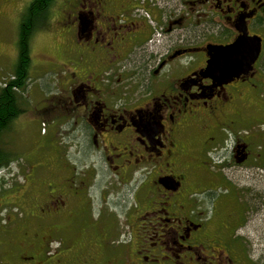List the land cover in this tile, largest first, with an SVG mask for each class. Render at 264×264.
<instances>
[{
    "label": "flooded vegetation",
    "instance_id": "flooded-vegetation-1",
    "mask_svg": "<svg viewBox=\"0 0 264 264\" xmlns=\"http://www.w3.org/2000/svg\"><path fill=\"white\" fill-rule=\"evenodd\" d=\"M62 20L63 61L41 62L63 64L69 81L31 112L68 125L90 163L44 159L22 194L27 212L10 221L20 242L5 264H264L250 229L264 239V0H71ZM244 36L260 56L228 77L221 50ZM98 166L111 182L96 211ZM131 185L132 205L107 202ZM74 222L87 232L77 244Z\"/></svg>",
    "mask_w": 264,
    "mask_h": 264
},
{
    "label": "rangeland",
    "instance_id": "rangeland-1",
    "mask_svg": "<svg viewBox=\"0 0 264 264\" xmlns=\"http://www.w3.org/2000/svg\"><path fill=\"white\" fill-rule=\"evenodd\" d=\"M71 0H56L47 15L37 20L42 28L37 29L31 41L32 68L29 73L27 88L23 91V98L27 102L25 109L28 110L23 116H17L7 132L0 140V151L5 153L0 157V161H5L0 167V264H5L13 260V254L17 250L15 244L20 242V235L10 236L12 229L16 226L11 219L18 217L22 212L26 213L28 206L22 203L24 196L29 188L31 177L41 178L46 174V157H59L63 163L69 162L77 171L83 172L85 166L89 165L88 160H83L78 156L79 149L69 138L68 125L61 122L52 123L43 118L40 113L32 114L34 107H41L49 104L45 100L53 97H60L64 94V84L69 81L70 73L62 65L45 66L42 64L44 56L50 54L56 61H63L59 50L64 42L61 40V29L63 14L66 11L67 4ZM34 3V0H0V93L5 84L13 79L18 60V41L20 37L23 20L28 13V8ZM36 21V22H37ZM76 62V61H75ZM71 63V62H69ZM77 63V62H76ZM69 64L71 68H77L78 63ZM48 69H50L48 71ZM48 71V72H47ZM19 96L20 93L18 94ZM17 95V96H18ZM60 154V155H59ZM59 155V156H58ZM3 157V158H2ZM62 163V164H63ZM98 174L91 180L92 197L95 203V210L98 211V204L101 201V189L110 186L111 179L103 173L101 168H97ZM97 173V172H96ZM234 176V175H233ZM237 178V177H236ZM240 180L243 185L253 184L254 176L248 177L240 174ZM134 186L124 189L118 188L109 191L107 202L116 205H122L123 195H126L125 205L133 204ZM106 191V190H104ZM113 207V206H112ZM120 239L127 238L128 225L121 218ZM26 223L22 221L20 227L26 228ZM73 231H70V237L77 243L81 237L86 235V231L79 223L69 225ZM261 225L257 222L250 224L252 229V241L255 242L254 250L256 258L264 257V239L256 234L257 228ZM70 229V230H71ZM17 230V229H15ZM27 255L31 254L26 250Z\"/></svg>",
    "mask_w": 264,
    "mask_h": 264
},
{
    "label": "trees",
    "instance_id": "trees-1",
    "mask_svg": "<svg viewBox=\"0 0 264 264\" xmlns=\"http://www.w3.org/2000/svg\"><path fill=\"white\" fill-rule=\"evenodd\" d=\"M55 1L34 0L23 20L18 41L17 67L13 79L5 84L0 93V140L12 125L14 119L20 114L17 108V95L19 91H24L27 88V82L30 78L29 73L32 68L31 41L35 34L36 21L47 15ZM4 155L5 153L0 151V157ZM5 161L7 160L0 161V167L4 165Z\"/></svg>",
    "mask_w": 264,
    "mask_h": 264
},
{
    "label": "water",
    "instance_id": "water-1",
    "mask_svg": "<svg viewBox=\"0 0 264 264\" xmlns=\"http://www.w3.org/2000/svg\"><path fill=\"white\" fill-rule=\"evenodd\" d=\"M261 45L259 41L249 39L247 36L242 37L238 42L229 48H222L221 55L224 58L222 62L225 67L222 74L230 77L252 70L253 64L259 58ZM219 61L210 62L206 75L210 76L211 71L216 69Z\"/></svg>",
    "mask_w": 264,
    "mask_h": 264
},
{
    "label": "crops",
    "instance_id": "crops-1",
    "mask_svg": "<svg viewBox=\"0 0 264 264\" xmlns=\"http://www.w3.org/2000/svg\"><path fill=\"white\" fill-rule=\"evenodd\" d=\"M77 56H78L77 53H74V52L72 54L69 53V55L67 56V59H68V57L76 58Z\"/></svg>",
    "mask_w": 264,
    "mask_h": 264
}]
</instances>
